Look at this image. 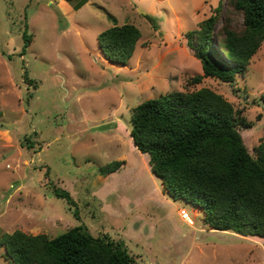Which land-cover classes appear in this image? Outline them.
Listing matches in <instances>:
<instances>
[{
    "label": "rangeland",
    "instance_id": "obj_1",
    "mask_svg": "<svg viewBox=\"0 0 264 264\" xmlns=\"http://www.w3.org/2000/svg\"><path fill=\"white\" fill-rule=\"evenodd\" d=\"M219 1L0 0V236L54 237L83 225L122 239L137 264H264V238L213 229L202 209L171 197L130 133L141 102L208 87L249 123L239 130L256 155L264 140V41L233 82L192 81L203 69L187 32ZM230 1L222 0L223 17L241 27ZM112 15L142 32L127 64L108 60L98 43ZM115 160L125 163L99 173ZM0 264H15L4 246Z\"/></svg>",
    "mask_w": 264,
    "mask_h": 264
},
{
    "label": "trees",
    "instance_id": "obj_2",
    "mask_svg": "<svg viewBox=\"0 0 264 264\" xmlns=\"http://www.w3.org/2000/svg\"><path fill=\"white\" fill-rule=\"evenodd\" d=\"M230 2L232 12L242 16L241 27L223 17L220 0L197 29L187 32L203 69L194 83L205 77L233 82L264 41V0ZM111 20L113 25L98 35L99 46L108 60L127 64L142 32L134 24H118L113 15ZM24 37L31 40L27 28ZM131 121L134 143L149 154L152 172L171 197L202 209L213 229L264 238V140L256 155L251 153L239 130L249 123L228 99L208 87L176 90L138 104ZM124 163L115 160L98 171L107 175ZM55 192L74 202L68 191L56 187ZM0 246L15 264H137L122 239L95 236L83 225L54 237L4 232Z\"/></svg>",
    "mask_w": 264,
    "mask_h": 264
},
{
    "label": "built area",
    "instance_id": "obj_3",
    "mask_svg": "<svg viewBox=\"0 0 264 264\" xmlns=\"http://www.w3.org/2000/svg\"><path fill=\"white\" fill-rule=\"evenodd\" d=\"M181 215H182V217L184 218V219H186L187 221H189V214H188V212L185 210V209H183V210H181Z\"/></svg>",
    "mask_w": 264,
    "mask_h": 264
},
{
    "label": "crops",
    "instance_id": "obj_4",
    "mask_svg": "<svg viewBox=\"0 0 264 264\" xmlns=\"http://www.w3.org/2000/svg\"><path fill=\"white\" fill-rule=\"evenodd\" d=\"M131 132V131H130Z\"/></svg>",
    "mask_w": 264,
    "mask_h": 264
}]
</instances>
